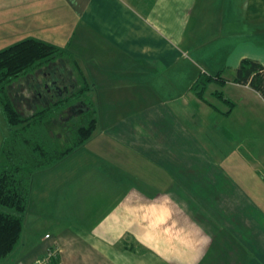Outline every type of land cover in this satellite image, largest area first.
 Returning <instances> with one entry per match:
<instances>
[{"label":"crops","instance_id":"obj_1","mask_svg":"<svg viewBox=\"0 0 264 264\" xmlns=\"http://www.w3.org/2000/svg\"><path fill=\"white\" fill-rule=\"evenodd\" d=\"M0 37L66 50L97 118L0 264H264V97L235 80L264 0H0Z\"/></svg>","mask_w":264,"mask_h":264},{"label":"trees","instance_id":"obj_2","mask_svg":"<svg viewBox=\"0 0 264 264\" xmlns=\"http://www.w3.org/2000/svg\"><path fill=\"white\" fill-rule=\"evenodd\" d=\"M65 61L73 65L72 75L79 76L77 84L67 83L71 81L68 72V76L50 79L47 86L46 81L38 80L39 75L47 80L52 73L46 69H56L59 63L65 65ZM75 65L66 50L35 38L22 40L0 51V104L8 129L0 147V260L8 258L21 241L23 216L35 172L63 159L90 138L96 128V110L87 97L89 86ZM30 74H34V86L38 88L43 84L46 93L32 115L26 116L10 88ZM212 79L211 76L202 77L197 85H205ZM235 80L249 85L264 97V66L259 62L243 60L236 70ZM57 88H67V91L63 90L59 95ZM81 102L87 107L86 123L68 127L67 142L62 146L47 124Z\"/></svg>","mask_w":264,"mask_h":264},{"label":"rangeland","instance_id":"obj_3","mask_svg":"<svg viewBox=\"0 0 264 264\" xmlns=\"http://www.w3.org/2000/svg\"><path fill=\"white\" fill-rule=\"evenodd\" d=\"M22 41V40H20ZM19 41H13L12 40H7L5 41L4 39H2V37H0V51H2L3 49L18 43ZM66 65V66H65ZM65 65L59 63L58 66L56 67V69H46V70H50L51 71V76L49 78H47V80L43 77L42 75H39V81H46V86L50 84V79L55 80L57 77L59 76H68L67 72L70 73L71 78H69V80H71L70 82H67L68 84L70 83H75L77 84L79 81V76L78 75H72L71 71L73 70V66L70 62L65 61ZM61 70V71H60ZM62 71L64 73H62ZM76 74V73H74ZM34 75V74H33ZM33 75H27L26 77H22L20 78L18 81L14 82L13 85L11 86L10 90L12 92V95L14 96V98L16 99V101L18 103H20L19 105L21 107V111H23V113L26 116H30L33 113V110L35 109V106H37L38 103L41 102V100L44 97L45 92V86L42 84L41 87L36 88L34 86V81L35 77ZM81 85V84H79ZM59 89L57 88V91ZM66 92V89H63ZM167 92V91H166ZM63 93V91H62ZM69 93V91H68ZM168 93V92H167ZM17 103V104H18ZM87 107L84 103H77L76 105L72 106L71 108L63 111L60 113L59 117H57L56 119L50 121L47 125L48 128L55 134L57 135L58 139L60 140L61 145H65V143L67 142V138H66V129L70 126H73L75 124H80V123H86L85 120V111H86ZM99 128V125L97 127V130ZM7 123L4 117V112H3V108L2 105L0 104V144L1 141L3 139V135L5 134V132L7 133ZM93 136V135H92ZM92 136L86 141L85 145L88 144V142H90ZM90 140V141H89ZM84 146V144L82 145Z\"/></svg>","mask_w":264,"mask_h":264},{"label":"built area","instance_id":"obj_4","mask_svg":"<svg viewBox=\"0 0 264 264\" xmlns=\"http://www.w3.org/2000/svg\"><path fill=\"white\" fill-rule=\"evenodd\" d=\"M56 252L54 250H51L48 255H47V260L46 261H50L54 256H55Z\"/></svg>","mask_w":264,"mask_h":264},{"label":"flooded vegetation","instance_id":"obj_5","mask_svg":"<svg viewBox=\"0 0 264 264\" xmlns=\"http://www.w3.org/2000/svg\"><path fill=\"white\" fill-rule=\"evenodd\" d=\"M62 91H63V89H59V90L57 91V93H58L59 95H62ZM66 91H67V89H66Z\"/></svg>","mask_w":264,"mask_h":264},{"label":"water","instance_id":"obj_6","mask_svg":"<svg viewBox=\"0 0 264 264\" xmlns=\"http://www.w3.org/2000/svg\"><path fill=\"white\" fill-rule=\"evenodd\" d=\"M65 89H67V88H65Z\"/></svg>","mask_w":264,"mask_h":264}]
</instances>
